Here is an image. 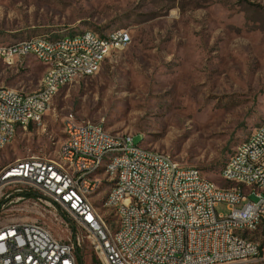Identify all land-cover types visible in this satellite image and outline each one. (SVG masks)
<instances>
[{"label": "rangeland", "instance_id": "374dc122", "mask_svg": "<svg viewBox=\"0 0 264 264\" xmlns=\"http://www.w3.org/2000/svg\"><path fill=\"white\" fill-rule=\"evenodd\" d=\"M119 29L130 32L128 47L58 91L40 123L0 152V163L54 157L71 118L133 135L135 144L228 187L222 169L264 123V0H0V45ZM32 55L0 59V85L37 90L45 68ZM106 188L96 204L112 219L102 205ZM216 211L228 212L225 203ZM45 221L58 237L83 236L81 264H101L84 229Z\"/></svg>", "mask_w": 264, "mask_h": 264}, {"label": "built area", "instance_id": "2783aa9c", "mask_svg": "<svg viewBox=\"0 0 264 264\" xmlns=\"http://www.w3.org/2000/svg\"><path fill=\"white\" fill-rule=\"evenodd\" d=\"M130 42V32L120 30L106 41L87 35L78 42L27 43L39 61L53 58V65L42 85L43 93L20 94L0 85V138L9 137L15 123L30 128V118L47 112L45 96L58 78L93 67L97 50H104L107 43L127 47ZM71 46H84V54L61 57V49ZM0 51L4 59L20 52V44L0 45ZM65 121L70 135L63 136L59 147L68 154L75 173H65L61 166L46 161V155H39V160L24 157L22 164H15L14 159L4 164L0 264H79L77 251L83 236L58 237L46 218L61 229L69 223L84 229L101 264H264V240L252 231L258 214H264V161L257 166L247 163V156H258L264 148V131L251 136L244 153L220 173L226 183L243 175L241 184L227 188L206 179L197 168L180 165L169 154L137 147L133 135L130 142H120L109 131H99V125L71 118ZM111 146L126 152V159H118L110 169L111 177L125 172L120 194H115L125 227H118L116 219L91 220L88 195L102 180L94 175V164ZM247 180H255L256 189L243 190ZM106 189H112L111 184ZM250 195L256 200H249ZM219 203H225L226 215L216 211ZM153 211H160V219H153ZM145 214H152V221H145ZM108 237H115V244H108Z\"/></svg>", "mask_w": 264, "mask_h": 264}, {"label": "bare ground", "instance_id": "6f19581e", "mask_svg": "<svg viewBox=\"0 0 264 264\" xmlns=\"http://www.w3.org/2000/svg\"><path fill=\"white\" fill-rule=\"evenodd\" d=\"M120 30H114L108 33L105 36H99L93 31L85 30L73 36H62L58 38H48L44 35L33 36L29 39L22 40L18 42L20 44V52H13L9 54V57L18 54H33L32 46L28 45L29 42H48V44H58L61 42H78L80 39L86 38V36H92L97 41H106L113 40L116 33L120 32ZM128 47V46H127ZM125 46L122 43H107V47L104 50H97V57L95 61H93V67L86 68L85 70H78V75L71 76H61L58 78V84L54 85L50 95L45 96V109L48 110L50 103L57 92L64 86L74 81L81 79L82 77L93 75L96 70L102 65V63L115 51H120L124 49ZM76 54H84V46H71V49H61V57H76ZM38 60L39 57L34 55ZM0 58H3V53L0 51ZM41 63L46 65V71L41 80L40 88L32 92H24L22 90H15V93L20 94H33V93H43V86L46 85V80L48 79L49 67L53 65V58H45ZM45 113H41V115L30 118L31 124H39L43 115ZM91 123L92 125H99V131H107L102 124L95 122H85ZM29 125L24 123H15L12 126V134L9 137L0 138V149H4L6 145L11 143L15 138L18 131L27 130ZM264 131V123L257 127L252 134L242 142L236 149V151L232 154V156L226 162L224 168L221 173H225L232 163H235L236 158L244 153V149L247 145H250V137L253 135H257L259 132ZM64 135H70L69 122H66L64 127ZM110 137L117 139L120 142H130V134L127 133H113L109 132ZM137 147H143L137 144ZM149 149V148H148ZM154 151L156 154H165L163 152L150 149ZM1 151V150H0ZM25 157H31V160H39V155H28ZM118 159H126V152L120 151V146H111L107 147L106 151L103 154L97 156L96 162L94 164V175H99V179H102L101 182H98V186L92 188V195H88V202L92 204L91 208V220L92 221H105V214H103L97 204L96 198H102L103 193H99L101 187L106 184L108 188V184H111L112 189H106L104 193L103 206L109 209V214L112 216V219H116L118 221V227H125V218L124 212L119 210L117 202H115V194H120V184L125 180V172H115L113 177H111V167ZM46 161H52V163L57 164V166H61L65 173H75V166L71 165V162L68 158V154L61 152L60 147L56 150L54 157H49L46 155ZM261 161H264V148L262 151L258 153V156H247V163L249 166H257L261 165ZM10 163V162H9ZM5 163V164H9ZM15 164L24 163L23 158H17L14 160ZM3 165H0V174L3 171ZM229 186L227 188H236L239 184L243 182V175H235L230 181H227ZM256 189L255 180H247L243 183V190H253ZM102 194V195H101ZM153 219H160V211H153ZM145 221H152V214H145ZM252 231H258V240H264V214H258V223H252ZM108 244H115V237H108Z\"/></svg>", "mask_w": 264, "mask_h": 264}, {"label": "crops", "instance_id": "0c3cea01", "mask_svg": "<svg viewBox=\"0 0 264 264\" xmlns=\"http://www.w3.org/2000/svg\"><path fill=\"white\" fill-rule=\"evenodd\" d=\"M57 37H58V36H57ZM52 38H56V37H52ZM32 56H33V55H32ZM24 57H25V56H24ZM14 58H17V59H18L19 57H14ZM14 58L12 59V61H14ZM35 58H36V57H35ZM0 59H3V58H0ZM36 59H37V58H36ZM37 60H38V59H37ZM12 61H11V62H12ZM39 63H41V62H39ZM41 64L44 66L45 71H46V68H47L46 65L43 64V63H41ZM45 71H44V73H45ZM44 73H43V75H44ZM95 74H96V73H95ZM43 75H42V77H43ZM42 77H41V80H42ZM41 80H40V85H41ZM40 85H39V88H40ZM67 85H69V84H67ZM67 85H64L62 88H64V87L67 86ZM62 88H61V89H62ZM61 89H60V90H61ZM60 90H59V91H60ZM34 91H35V90H34ZM25 92H26V91H25ZM30 92H32V91H30ZM31 125H33V124H31ZM31 125H30V126H31ZM18 132H19V131H18ZM18 132H17V133H18ZM16 135H17V134H16ZM13 140H14V139H13ZM9 144H10V143H9ZM9 144H8V145H9ZM6 149H7V148L5 147V149L1 150L0 152L4 151V150H6ZM16 159H17V158H16ZM16 159H15V160H16ZM6 163H9V162H6ZM3 164H5V163H0V165H3Z\"/></svg>", "mask_w": 264, "mask_h": 264}, {"label": "trees", "instance_id": "16d2710c", "mask_svg": "<svg viewBox=\"0 0 264 264\" xmlns=\"http://www.w3.org/2000/svg\"><path fill=\"white\" fill-rule=\"evenodd\" d=\"M77 255H79V254H78V251H77ZM78 261H79V264H81V262H80V258H78ZM92 263H93V264H97V262H95V261H93V260H92Z\"/></svg>", "mask_w": 264, "mask_h": 264}]
</instances>
